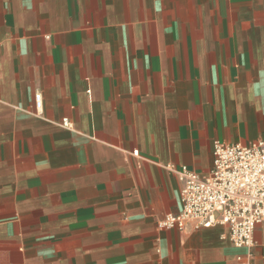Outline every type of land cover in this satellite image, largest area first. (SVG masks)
Segmentation results:
<instances>
[{"label": "crops", "instance_id": "crops-1", "mask_svg": "<svg viewBox=\"0 0 264 264\" xmlns=\"http://www.w3.org/2000/svg\"><path fill=\"white\" fill-rule=\"evenodd\" d=\"M262 140L264 0H0V264H264V226L160 227Z\"/></svg>", "mask_w": 264, "mask_h": 264}, {"label": "built area", "instance_id": "built-area-1", "mask_svg": "<svg viewBox=\"0 0 264 264\" xmlns=\"http://www.w3.org/2000/svg\"><path fill=\"white\" fill-rule=\"evenodd\" d=\"M35 101L41 110L42 95ZM213 156L208 175L187 167L175 171L182 184V211L165 216L160 227L184 231L192 221L199 229L221 226L234 246L252 248L257 228L264 226V140L250 146L216 141Z\"/></svg>", "mask_w": 264, "mask_h": 264}]
</instances>
